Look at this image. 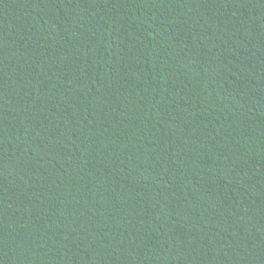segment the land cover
<instances>
[{
  "label": "trees",
  "instance_id": "1",
  "mask_svg": "<svg viewBox=\"0 0 264 264\" xmlns=\"http://www.w3.org/2000/svg\"><path fill=\"white\" fill-rule=\"evenodd\" d=\"M0 264H264V0H0Z\"/></svg>",
  "mask_w": 264,
  "mask_h": 264
}]
</instances>
